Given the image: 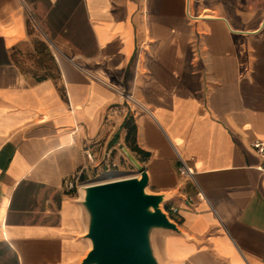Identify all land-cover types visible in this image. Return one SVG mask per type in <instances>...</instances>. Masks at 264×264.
Segmentation results:
<instances>
[{"label": "crops", "instance_id": "crops-1", "mask_svg": "<svg viewBox=\"0 0 264 264\" xmlns=\"http://www.w3.org/2000/svg\"><path fill=\"white\" fill-rule=\"evenodd\" d=\"M255 139L264 0H0V264H79L65 181L140 170L190 237L170 264H264Z\"/></svg>", "mask_w": 264, "mask_h": 264}, {"label": "water", "instance_id": "water-1", "mask_svg": "<svg viewBox=\"0 0 264 264\" xmlns=\"http://www.w3.org/2000/svg\"><path fill=\"white\" fill-rule=\"evenodd\" d=\"M148 186L149 174L140 170L79 188L86 227L82 237L90 245L79 264H170L163 236L190 237L165 208L172 194L153 193Z\"/></svg>", "mask_w": 264, "mask_h": 264}, {"label": "built area", "instance_id": "built-area-1", "mask_svg": "<svg viewBox=\"0 0 264 264\" xmlns=\"http://www.w3.org/2000/svg\"><path fill=\"white\" fill-rule=\"evenodd\" d=\"M252 149L264 160V140L261 139H255L251 143ZM181 173L187 174L189 176L192 175V170L188 168V166L183 163V165L180 168ZM264 171V167H263ZM92 180L85 179L83 176V171H79L71 178L67 179L65 181V187L68 189V191L77 193L79 188L82 185H85L87 183H90ZM169 216L173 217V215L178 214L179 208L178 207H170L168 210Z\"/></svg>", "mask_w": 264, "mask_h": 264}, {"label": "rangeland", "instance_id": "rangeland-1", "mask_svg": "<svg viewBox=\"0 0 264 264\" xmlns=\"http://www.w3.org/2000/svg\"><path fill=\"white\" fill-rule=\"evenodd\" d=\"M95 176H96V175H92L91 177H87L86 179H89V178H90V180H92L91 182H95V181H99V180H101V178L104 177L103 175H100L99 178L95 179ZM74 193H75V192H74ZM76 194H78V192H77ZM171 219H172V218H171ZM173 220H174V219H173Z\"/></svg>", "mask_w": 264, "mask_h": 264}, {"label": "trees", "instance_id": "trees-1", "mask_svg": "<svg viewBox=\"0 0 264 264\" xmlns=\"http://www.w3.org/2000/svg\"><path fill=\"white\" fill-rule=\"evenodd\" d=\"M171 218H173V217H171Z\"/></svg>", "mask_w": 264, "mask_h": 264}]
</instances>
